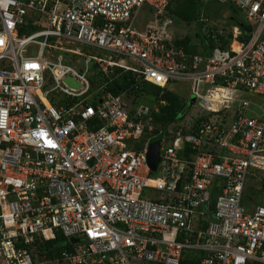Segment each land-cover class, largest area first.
<instances>
[{
  "label": "built area",
  "instance_id": "obj_1",
  "mask_svg": "<svg viewBox=\"0 0 264 264\" xmlns=\"http://www.w3.org/2000/svg\"><path fill=\"white\" fill-rule=\"evenodd\" d=\"M217 1L248 39L191 54L163 33L172 0H0V264H264V205L244 203L264 174V0ZM143 6L161 29H134ZM139 82L187 84L200 111L165 129Z\"/></svg>",
  "mask_w": 264,
  "mask_h": 264
},
{
  "label": "trees",
  "instance_id": "obj_2",
  "mask_svg": "<svg viewBox=\"0 0 264 264\" xmlns=\"http://www.w3.org/2000/svg\"><path fill=\"white\" fill-rule=\"evenodd\" d=\"M203 0H172L168 7V13L171 15L184 20L187 23L193 22H201V10H202V2ZM211 1V0H207ZM231 24L237 26L242 31L243 35L240 36L239 40H247L248 36L246 32L251 30V26L248 25L243 18L238 13V16L233 15L229 17ZM226 33L216 31V32H208L202 35V50L198 45L192 44L189 39L184 41L176 40L177 45L184 46L187 53L195 54V53H210L214 48L220 47L224 49L226 46L230 44L233 39V32H230L228 35ZM131 77L128 74H123L121 77L116 79L113 83H111L108 87V90L112 91L113 93H118L120 90H123L125 87L129 85ZM162 95V100L166 101L165 106H161L159 109V113L154 115V122L156 124L161 125L165 129L170 127L173 123H177L184 114H186V104L183 102L180 96L174 93L171 89H162L160 87L154 86L152 84H148L145 82H139L138 88L133 91V96H135V103L139 105L140 100L146 97L152 98L154 97L157 101L160 99V95ZM150 96V97H149ZM150 103H153L151 99ZM197 125V122H196ZM263 175L264 181V174H259L257 176ZM256 177H253L254 179ZM264 185V182H263ZM262 192V191H260ZM260 194L258 191L252 190V194H249L246 191V195L244 198V203L250 207L255 202L257 205H264V201H261L259 197ZM60 240V238H59ZM59 240L54 242H47L45 245L40 246V251H46L48 256H53L56 254L60 249ZM37 247V245H35Z\"/></svg>",
  "mask_w": 264,
  "mask_h": 264
},
{
  "label": "rangeland",
  "instance_id": "obj_3",
  "mask_svg": "<svg viewBox=\"0 0 264 264\" xmlns=\"http://www.w3.org/2000/svg\"><path fill=\"white\" fill-rule=\"evenodd\" d=\"M202 2L203 4L201 7V17L203 19H207L205 23H187L184 20H181L171 15L170 13L167 14V18L170 19V26H168L163 32L167 39L172 41H184L186 39H189L192 44L198 45V47H200V50H202V35L207 33L209 30L216 29L220 32L226 33L225 35H228L230 32H233V25L231 24L229 17H232L233 15L238 16L239 13L234 6L228 3L219 2L217 0H203ZM163 20V18H159L158 16H156L155 11L149 6H143L136 18L134 29L137 32L143 33L148 30L152 23L155 24L154 26L161 29L163 25ZM34 30L35 28H32L31 33ZM233 47H237V45L234 43ZM28 50L30 53H33L37 50V48L35 46H31ZM92 85L93 91H95L98 85L95 82H93ZM170 89L178 96H180L183 102L186 104V114H184V116L179 121H177L176 125L189 123L191 117H193L192 115H194L196 111H200L198 107H194L190 104L192 102L193 97L189 93V86L187 84L177 83L171 86ZM149 99H151L152 102L154 100V102L150 103ZM139 103L152 107L157 104V100L154 97H146L144 99H141ZM131 145H135V143L132 142ZM131 145L129 148H132ZM158 176L159 173H154V178ZM263 182V175L256 176V178L249 180L247 187V192L249 194H252V190L258 191L260 194H258L259 197L257 198L258 200L260 198L261 201H264ZM253 205H257V203L254 202Z\"/></svg>",
  "mask_w": 264,
  "mask_h": 264
},
{
  "label": "water",
  "instance_id": "obj_4",
  "mask_svg": "<svg viewBox=\"0 0 264 264\" xmlns=\"http://www.w3.org/2000/svg\"><path fill=\"white\" fill-rule=\"evenodd\" d=\"M71 81L72 79L68 78L66 80V83H70ZM75 86L77 87L78 84L75 83ZM193 101H194V98H192V102ZM160 147H161V138H157L156 140H153L149 146L148 163L153 172L157 170L159 162H160ZM217 199H218V194L213 193L209 201V210L215 211ZM74 242H77V239L76 240L74 239Z\"/></svg>",
  "mask_w": 264,
  "mask_h": 264
},
{
  "label": "bare ground",
  "instance_id": "obj_5",
  "mask_svg": "<svg viewBox=\"0 0 264 264\" xmlns=\"http://www.w3.org/2000/svg\"><path fill=\"white\" fill-rule=\"evenodd\" d=\"M234 48H236V47H234Z\"/></svg>",
  "mask_w": 264,
  "mask_h": 264
}]
</instances>
